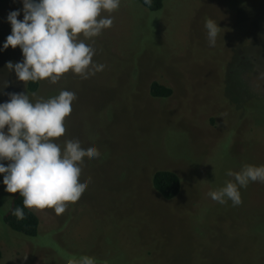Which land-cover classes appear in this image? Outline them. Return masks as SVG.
Listing matches in <instances>:
<instances>
[{
    "label": "rangeland",
    "instance_id": "rangeland-1",
    "mask_svg": "<svg viewBox=\"0 0 264 264\" xmlns=\"http://www.w3.org/2000/svg\"><path fill=\"white\" fill-rule=\"evenodd\" d=\"M22 9V0H0V103L7 93L75 92L56 142L78 139L101 155L85 158L81 182H91L65 213L29 209L32 238L3 224L15 193L0 174V264H264V183L241 188L239 206L208 195L232 179L228 170L264 165V0H162L154 12L121 0L113 26L94 38L104 70L40 81L32 93L6 68L23 60L21 49H3L8 14L20 10L22 20ZM206 18L222 29L214 47ZM151 82L170 95L149 97ZM155 171L179 178L173 199L151 188Z\"/></svg>",
    "mask_w": 264,
    "mask_h": 264
},
{
    "label": "clouds",
    "instance_id": "clouds-1",
    "mask_svg": "<svg viewBox=\"0 0 264 264\" xmlns=\"http://www.w3.org/2000/svg\"><path fill=\"white\" fill-rule=\"evenodd\" d=\"M20 10L11 11L7 20L11 34L3 49L19 47L23 60L7 62L19 81L58 83L66 73L88 79L103 71L105 64L94 62L95 39L113 26L121 0H22ZM149 7L152 0H144ZM108 13L105 16L102 13ZM207 40L214 47L221 32L218 23L206 18ZM83 36V39L80 36ZM85 41H90L86 43ZM4 87L8 82H4ZM9 99L0 103V174L8 193H19L23 208L12 215L25 218L24 209H53L62 215L70 204L77 203L91 182H81L85 158H99L97 147L85 149L78 139L56 142L65 135V120L73 111L76 93L61 90L50 98L32 97L28 93H7ZM7 161V164L4 162ZM223 187L208 195L221 205L229 200L233 206L242 204L241 188L250 182L264 183V165L245 164L239 171L228 170ZM68 264H95V258L83 256Z\"/></svg>",
    "mask_w": 264,
    "mask_h": 264
},
{
    "label": "trees",
    "instance_id": "trees-1",
    "mask_svg": "<svg viewBox=\"0 0 264 264\" xmlns=\"http://www.w3.org/2000/svg\"><path fill=\"white\" fill-rule=\"evenodd\" d=\"M141 7L147 11L154 12L161 8L162 0H152L149 7L145 5L144 0H135ZM37 89V82H28L26 90L29 93L35 92ZM171 93L167 87L161 86L156 82H151L148 86V95L153 99L164 100ZM151 188L163 200L169 201L173 199L179 191V178L170 171H155L150 179ZM16 207L23 208V198L19 193H15L10 200L9 208L2 217L3 224L12 232L18 233L24 237L32 238L36 235L38 219L34 213L29 209H24L25 218L18 220L12 215V210Z\"/></svg>",
    "mask_w": 264,
    "mask_h": 264
}]
</instances>
